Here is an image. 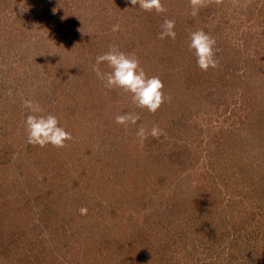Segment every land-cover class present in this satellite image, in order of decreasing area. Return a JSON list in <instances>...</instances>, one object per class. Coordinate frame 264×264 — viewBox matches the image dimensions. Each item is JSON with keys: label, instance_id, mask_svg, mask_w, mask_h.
<instances>
[{"label": "rangeland", "instance_id": "obj_1", "mask_svg": "<svg viewBox=\"0 0 264 264\" xmlns=\"http://www.w3.org/2000/svg\"><path fill=\"white\" fill-rule=\"evenodd\" d=\"M162 3L0 0V264H264V0ZM199 29L215 69L189 47ZM110 45L161 79L156 113L97 77ZM25 99L66 147L27 142ZM141 126L162 135L141 142Z\"/></svg>", "mask_w": 264, "mask_h": 264}, {"label": "clouds", "instance_id": "obj_2", "mask_svg": "<svg viewBox=\"0 0 264 264\" xmlns=\"http://www.w3.org/2000/svg\"><path fill=\"white\" fill-rule=\"evenodd\" d=\"M128 2L133 6L138 5L140 9L148 12L154 10L156 13H165L167 11L162 0H128ZM208 2L210 0H190L191 15H198L200 8L206 6ZM215 2L219 3L220 0H215ZM174 29L175 21L165 19L158 38L163 40L170 37L175 40L177 34ZM190 41L189 47L194 50L197 66L202 71H208L209 68L215 69L219 66L216 56L218 49L214 37L203 29H199L190 34ZM103 62L107 63L111 71H101L99 65ZM93 71L99 79L104 81L106 88L122 89L125 93H131L132 102L138 108L147 109L153 114L160 109L166 99L170 101V97H165L164 84L161 79L158 76H148L134 54L122 52L116 45H110L108 52L96 57ZM22 106L31 113L25 120L29 144L42 148L49 144L55 148H64L67 146L66 142L73 139L72 134L60 126V121L55 115H40L43 110L38 102L25 99ZM139 120L140 115L135 112L117 115L115 118V122L125 128L129 124L136 125ZM149 135L159 138L162 135V130L159 126H153L149 132L141 126L136 132V136L141 142L146 140ZM86 212V208L81 209L82 214H86Z\"/></svg>", "mask_w": 264, "mask_h": 264}]
</instances>
